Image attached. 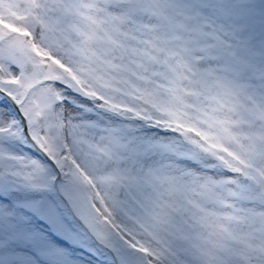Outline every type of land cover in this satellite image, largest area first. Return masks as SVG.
Wrapping results in <instances>:
<instances>
[{"label": "snow or ice", "instance_id": "6c2138e0", "mask_svg": "<svg viewBox=\"0 0 264 264\" xmlns=\"http://www.w3.org/2000/svg\"><path fill=\"white\" fill-rule=\"evenodd\" d=\"M0 264H264V0H0Z\"/></svg>", "mask_w": 264, "mask_h": 264}]
</instances>
